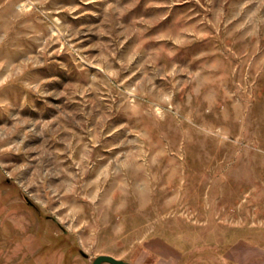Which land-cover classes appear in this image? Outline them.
Masks as SVG:
<instances>
[{
	"label": "rangeland",
	"instance_id": "obj_1",
	"mask_svg": "<svg viewBox=\"0 0 264 264\" xmlns=\"http://www.w3.org/2000/svg\"><path fill=\"white\" fill-rule=\"evenodd\" d=\"M100 254L264 264V0H0V264Z\"/></svg>",
	"mask_w": 264,
	"mask_h": 264
},
{
	"label": "water",
	"instance_id": "obj_2",
	"mask_svg": "<svg viewBox=\"0 0 264 264\" xmlns=\"http://www.w3.org/2000/svg\"><path fill=\"white\" fill-rule=\"evenodd\" d=\"M25 200L29 205L34 206V203L28 197H25ZM104 262H107L109 264H132L128 261H125V260L120 259V258H116V257H114L112 255H108V254H100V255L96 256L93 259L92 264H102Z\"/></svg>",
	"mask_w": 264,
	"mask_h": 264
}]
</instances>
